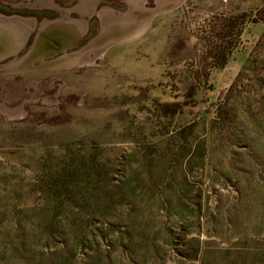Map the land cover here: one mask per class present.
<instances>
[{
	"label": "rangeland",
	"instance_id": "rangeland-1",
	"mask_svg": "<svg viewBox=\"0 0 264 264\" xmlns=\"http://www.w3.org/2000/svg\"><path fill=\"white\" fill-rule=\"evenodd\" d=\"M263 9L0 0V264H264Z\"/></svg>",
	"mask_w": 264,
	"mask_h": 264
},
{
	"label": "trees",
	"instance_id": "trees-1",
	"mask_svg": "<svg viewBox=\"0 0 264 264\" xmlns=\"http://www.w3.org/2000/svg\"><path fill=\"white\" fill-rule=\"evenodd\" d=\"M259 14H262L263 16H261V17L264 18V9L262 11H260ZM228 23H231V18L229 19ZM226 29H229V26H227V25L223 26L222 33H221L222 39H224V37H225L224 32L226 31ZM225 63H226V58L224 57L223 60L220 61V66H223Z\"/></svg>",
	"mask_w": 264,
	"mask_h": 264
},
{
	"label": "water",
	"instance_id": "water-1",
	"mask_svg": "<svg viewBox=\"0 0 264 264\" xmlns=\"http://www.w3.org/2000/svg\"><path fill=\"white\" fill-rule=\"evenodd\" d=\"M17 19L0 17V24L16 23Z\"/></svg>",
	"mask_w": 264,
	"mask_h": 264
},
{
	"label": "bare ground",
	"instance_id": "bare-ground-1",
	"mask_svg": "<svg viewBox=\"0 0 264 264\" xmlns=\"http://www.w3.org/2000/svg\"><path fill=\"white\" fill-rule=\"evenodd\" d=\"M2 18V17H1ZM92 62V61H91Z\"/></svg>",
	"mask_w": 264,
	"mask_h": 264
}]
</instances>
